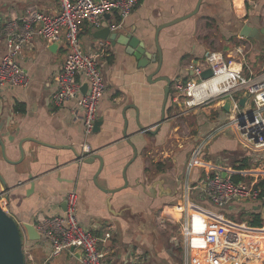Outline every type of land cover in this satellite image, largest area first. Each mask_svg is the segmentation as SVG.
Masks as SVG:
<instances>
[{"label":"crops","instance_id":"obj_1","mask_svg":"<svg viewBox=\"0 0 264 264\" xmlns=\"http://www.w3.org/2000/svg\"><path fill=\"white\" fill-rule=\"evenodd\" d=\"M197 1L140 0L123 19L116 12L109 13L102 27L108 26L120 41L127 40L125 35H135L144 42L147 51L153 53L156 52L154 32L157 26L192 11ZM28 6L50 14L58 10L57 0H0V58L6 50V23L19 18ZM263 8L264 0H242L240 10L236 9L234 0H201L195 15L159 31L162 65L160 71L152 75L154 81H149L147 76L155 70L156 62L139 67L136 58L125 52L126 45L113 44L108 38H96V29L83 23L78 36L83 50L93 47L96 40L108 42L106 54L99 58L105 83L97 112L102 124L98 131L88 136L83 133L75 100L61 106H53L50 102L56 74L65 57L64 38L57 44L40 36L28 40L17 59L29 82L26 86H4L0 100V138L6 145L9 160L19 158L18 142L22 138H35L46 144L24 141V159L17 165L0 157V172L9 187L6 210L17 221L36 225L46 218L63 214L61 203L69 192H75L78 222L100 238L98 245L104 251V264H124L133 249L144 252L146 258L142 264H188L181 241H174V235L169 237L166 232L172 224L177 227L175 223L184 215L183 208L188 216L192 213L193 221H210L216 216L237 226L233 240L238 246L222 247L213 261L201 259L199 264H264V244L256 250L253 248H257L259 240L252 248L247 239L258 230L251 229L247 221H238L241 213L245 215L249 209H256V202L249 200L241 204L240 200H233L225 209L216 210L200 199V191L186 189V180L195 184L205 170L219 169L226 175L264 178V151H260L263 158L257 157L254 153L259 152L245 147L232 130L220 132L206 142V137L219 125L222 112L215 104L201 110L202 107L185 109L173 101L172 86L165 106L166 120L153 132L160 119L165 86L157 77H170L172 85L188 78L191 74L187 69L189 61L199 60L212 50L222 51L210 47L213 39L219 41L217 30L226 32L223 35L232 39V48L227 49V53L222 51L231 54L241 41L247 40L239 36L244 23L264 26ZM113 25L118 26L112 29ZM244 63L247 65L246 59ZM22 106L23 111L18 110ZM178 107L181 108L177 112ZM212 108L216 118L209 116ZM189 113L190 117L198 113L193 129L200 133L194 137L192 146L179 137L178 123L189 118ZM139 125L150 132L140 131ZM84 142L90 147L88 154L102 157L100 170L97 159L87 163L75 156L74 150L85 154ZM200 142L206 143L204 157L189 165L191 152ZM243 155L249 157V168L234 169L233 159ZM157 163H160L158 167ZM105 189L114 191L108 193ZM200 209L207 212L204 219ZM259 211L261 213V209ZM224 227L229 229L226 224ZM25 247L32 253L35 264H80L75 253L78 249L72 254L70 250H63L50 256L47 239L26 242Z\"/></svg>","mask_w":264,"mask_h":264},{"label":"built area","instance_id":"obj_2","mask_svg":"<svg viewBox=\"0 0 264 264\" xmlns=\"http://www.w3.org/2000/svg\"><path fill=\"white\" fill-rule=\"evenodd\" d=\"M139 1L57 0L58 10L53 14L39 11L33 6L26 7L19 18L8 21L4 28L6 50L0 58V100L4 86H26L29 82L26 71L17 59L28 40L36 36L54 42L64 38L65 57L56 74L55 90L50 96V102L53 106H61L69 100H75L83 133L86 136L91 134L105 91L99 58L106 54L108 42L96 40L93 47L83 50L78 38L82 24H90L93 28L99 29L106 14L116 12L123 19L132 12ZM117 26L113 25L112 29H116ZM244 49L245 45L239 44L231 54L212 50L199 60L189 61L187 69L191 74L186 80L179 79L172 85V99L187 110L215 104L220 112H225L222 105L229 97L231 101L229 112L221 116L219 125L206 137V142L220 132L232 130L245 147L253 152H260L264 151V66L253 71L245 65ZM207 69L211 70V76L202 78L201 73ZM84 83L87 84V88L82 93L81 87ZM246 93L248 98L243 107H240L239 99ZM205 144L200 142L194 148L189 165L204 157ZM82 149L85 154L90 152L86 142L83 143ZM203 173V177L195 184L186 180V189L190 191L194 188L200 191V199L216 210H223L231 201H239L241 198L250 199L260 207L264 205V194L261 195L260 188L256 187L261 176L257 178L242 176L241 181L233 183L230 175L223 176L219 169L213 172L205 170ZM65 202V214L54 215L35 225L38 232L44 234L50 243V256L57 255L63 250H70L73 246L74 250H81L80 264H104V251L98 245L100 238L78 222L76 193L69 192ZM200 210L203 217L207 212ZM182 212L184 215L176 225L181 237V249L188 264H199L201 259L213 261L215 253L222 247L238 246L233 240V231L237 230L236 224L216 216L210 221L204 217V222L202 219L193 221L192 213L188 216L183 208ZM224 224L229 229H226ZM109 229L112 230L113 226ZM251 229H264V224L262 227ZM172 239L177 240L175 236ZM25 245V264H35L32 253ZM200 251L204 253L200 254ZM73 252L71 251V254ZM144 258L146 256L142 250L133 249L124 260V264H142Z\"/></svg>","mask_w":264,"mask_h":264},{"label":"water","instance_id":"obj_3","mask_svg":"<svg viewBox=\"0 0 264 264\" xmlns=\"http://www.w3.org/2000/svg\"><path fill=\"white\" fill-rule=\"evenodd\" d=\"M201 0H198L196 3V6L194 9L187 14L178 17L172 21L165 22L157 26L154 32V44L156 47V52H149L146 49V46L144 42L140 41L135 35H125L124 37L127 40H118L116 37V33L110 32V28L108 26L106 27H101L99 29H96L94 36L96 38L100 39H110L111 42L114 44L115 42L121 43L123 45H126L125 47V52L128 53L129 55H132L136 58L137 64L139 67H145L149 63H157V66L155 70L150 73L147 76V79L150 81L152 78V75L158 73L160 71V67L162 65V51L159 46L158 42V33L159 31L167 27L171 24L177 23L183 19L189 18L193 15H195L198 12V9L200 7ZM108 14H106L105 17H107ZM239 36L244 37V38H250L253 39L257 42H260L262 38L264 37V27H255L251 26L247 23H244L239 31ZM56 44L60 42V40L55 41ZM212 72L210 69H207L201 73L202 78H207L211 76ZM157 80H161L165 82V86L163 87V99H162V104H161V111H160V119L158 122V125L156 126L155 130L153 132L158 131V127L161 126V124L166 120L165 117V106L167 103V100L170 95V88L172 86V79L166 75H160L157 77ZM154 81V80H151ZM87 84L84 83L81 87V92L84 93L86 91ZM248 98V94H244L243 96L240 97L239 99V106L243 107L245 101ZM230 98L227 97L225 99L224 104L222 105V109L225 112H229L230 110ZM102 124V118L99 117L96 119L93 127V132H96L99 130L100 126ZM140 131L144 132H150V129L139 125ZM152 132V131H151ZM124 137L128 139L126 133H123ZM26 140H30L33 142H36L38 144H43L45 145L46 143L37 140L35 138H22L18 142V149L20 152V156L16 160H9L6 156L5 152V143L3 142L2 138H0V157L5 160L6 162L11 163L12 165H17L22 160L24 159V149H23V142ZM49 145V144H48ZM73 149V148H72ZM74 150V149H73ZM75 156L83 161V162H93L95 159L99 161V170L102 168L103 164V159L100 157L98 154H84L82 155L81 152H77L74 150ZM136 154V151L134 150V155ZM98 170V171H99ZM225 174H223L224 176ZM28 178L32 180V176L29 175ZM95 183L96 182V176L94 178ZM0 184H2L3 189L0 190V264H25V254H24V245L25 242H31L34 240H42L46 239V236L44 234H41L38 232L36 229L35 225L32 222L28 221H17L7 210H6V205L8 204V191L9 187L7 185V182L3 176V174L0 172ZM157 184L155 182L154 186ZM32 186V184H31ZM116 190V189H115ZM104 191L108 193H112L114 190L112 189H105ZM3 196V199L1 198ZM61 208L63 211V214H65L66 210V202L63 201L61 203ZM256 209H261V216L264 219V205L260 208V205H257L255 207ZM70 251H74V247H70ZM75 253L77 254L78 257H80L81 250L78 249L76 250ZM245 264V263H242Z\"/></svg>","mask_w":264,"mask_h":264},{"label":"rangeland","instance_id":"obj_4","mask_svg":"<svg viewBox=\"0 0 264 264\" xmlns=\"http://www.w3.org/2000/svg\"><path fill=\"white\" fill-rule=\"evenodd\" d=\"M213 32L214 31L210 32L209 35L211 36L213 34ZM217 32H218L217 37H218L219 41L213 39L212 42H211L210 47L212 49H220L224 53H227L228 52L227 49H231L232 48V44H233L232 43V39H228L229 35H223L224 33L226 34V32H222L221 30H217ZM226 36H227V38H226ZM221 37H222V40H221ZM246 39H247L246 41H241V43L243 45H245L244 59H246V64L247 65H250V67L253 70L257 71V70H259V68H262L264 66V37L262 38V40L260 42H257V41H255L253 39H250V38H246ZM210 105H212V104H210ZM179 108H181V107H178L176 109L177 112L180 110ZM201 109H203V107L200 108L199 110H201ZM199 110L197 112H199ZM213 110L214 109L212 108L210 113H209V116L211 118L212 117L216 118L217 114ZM197 114L198 113H196V115H193L192 117H190V113H189V115H188L189 118H186V120L183 119L184 120L183 122L178 123L180 125V128H179V135L180 136L179 137L180 138L182 137L185 140V143L189 142V144H191V146L195 142L194 137L196 138L200 134V133L197 134L196 133V129H193V125H194V121L193 120H196V118L198 117ZM200 114H201V112H200ZM222 114L226 115L225 112H222ZM188 125H190V126H189L188 129H186V126H188ZM191 146H188L189 150H190ZM256 152H258V151H256ZM254 154L257 157H259V158H263L262 152L261 153L260 152L259 153H254ZM249 200L250 199L241 198L240 199V203L242 204L244 202H249ZM169 211H167V212H169ZM166 232L168 233L169 237H170V235H174L180 242L181 237L178 234V230H177V227H175V225L172 224V226L171 225L168 226Z\"/></svg>","mask_w":264,"mask_h":264},{"label":"trees","instance_id":"obj_5","mask_svg":"<svg viewBox=\"0 0 264 264\" xmlns=\"http://www.w3.org/2000/svg\"><path fill=\"white\" fill-rule=\"evenodd\" d=\"M186 80V79H184ZM20 111H23V106L22 108L18 109ZM230 130H226V132H229ZM205 153V150H204ZM249 157L247 155L240 156L239 158L233 159V164L232 167L236 170H243L249 168L250 162H249ZM160 163L156 164V167L159 166ZM230 179L232 180L233 183H237L243 179V177L239 174H231ZM256 187L260 188L261 195L264 194V178H261L259 182L256 184ZM246 217V218H244ZM247 221V224L252 227H262L263 226V218L261 217V213L259 209H249L248 212L243 215L242 213L239 216L238 221ZM264 229H259L258 232H262Z\"/></svg>","mask_w":264,"mask_h":264},{"label":"bare ground","instance_id":"obj_6","mask_svg":"<svg viewBox=\"0 0 264 264\" xmlns=\"http://www.w3.org/2000/svg\"><path fill=\"white\" fill-rule=\"evenodd\" d=\"M234 4L236 6V9L237 10H240L241 7H242V0H234ZM248 241H249V244L251 245V247L253 248L254 247V242L256 240H259V243H258V246L257 248H253V249H256L258 250L259 248H263L262 247V243L264 244V231L262 232H258V233H255L249 237H247ZM246 249V248H245ZM244 254V253H243ZM251 256V255H250Z\"/></svg>","mask_w":264,"mask_h":264}]
</instances>
